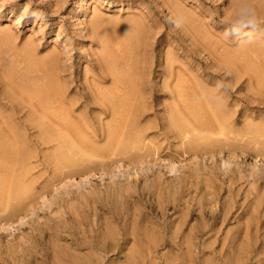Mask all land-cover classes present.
<instances>
[{
    "label": "rangeland",
    "instance_id": "1",
    "mask_svg": "<svg viewBox=\"0 0 264 264\" xmlns=\"http://www.w3.org/2000/svg\"><path fill=\"white\" fill-rule=\"evenodd\" d=\"M177 11L183 29L168 22ZM233 15L226 0H0V165L7 192L30 190L0 202V264H264V35L251 48L224 37ZM104 43L125 86L145 79L121 119L134 148L104 149L117 118L93 95L125 94L89 85ZM54 88L48 123L38 96ZM177 89L211 120L198 138L170 125Z\"/></svg>",
    "mask_w": 264,
    "mask_h": 264
},
{
    "label": "bare ground",
    "instance_id": "2",
    "mask_svg": "<svg viewBox=\"0 0 264 264\" xmlns=\"http://www.w3.org/2000/svg\"><path fill=\"white\" fill-rule=\"evenodd\" d=\"M224 1V0H223ZM228 2V8L231 9L233 12H235V6H236V0H226ZM254 6L257 9V12L259 14V18H261L264 14V0H252ZM219 45V44H217ZM216 45V46H217ZM108 46L107 44H102V48L104 50V53L101 54L96 61V78L93 77L92 82L89 83L90 87H96L99 86L101 84H104L106 82H110V84L112 85V89L115 91H120L125 89V94H121V95H117V93H114L113 91H101L100 94L98 95H93L94 99H97L100 101V103L103 105V107L107 110H112L113 109V118H117L114 125H110V129L109 132L107 134V139L108 141L106 142L105 148L104 149H108L110 148L113 144H116V146L118 147L117 149L119 150H125L127 149V147L130 145V148H134L136 147V143H138L140 141V134L139 132L135 129V122L130 121V123L127 125V123H122V116L123 114H126L125 111H131L133 108V103L129 104V101L133 100H142V97L144 95L143 93V89L142 87L145 84V79L141 78L139 79V83H136V78H134V75L132 77V80L130 79V81L128 82V84L125 86V81L120 78L119 76H117V74H115L114 69H113V64H114V60L113 57L111 56L109 50H108ZM245 46L248 47H253L254 44H245ZM216 51V50H215ZM218 51V49H217ZM237 55H240V59L243 57L244 59H246V52L243 50H239L236 51ZM220 54L224 55L223 57L225 59H228V61H233L232 55H234V53H232V51L223 49L220 51ZM236 61V60H235ZM241 62V60H239ZM135 74V73H134ZM121 76V75H120ZM168 87V85H167ZM102 89V87H101ZM128 89V90H126ZM169 96L172 98V101L169 104V113H168V117L170 120V125L173 126L178 133L180 134V136H182L184 139L185 138H190L189 136H193L194 138H198L197 134L195 135L194 132L196 130H200L203 129V126L210 125V118H205L198 116L196 113H192L189 110H187V108L183 105L180 107V100L182 99V95L179 92V90H174V91H170ZM47 99V100H46ZM49 103H59L61 104V102H63V98L62 95L59 92V89H52L51 94H48V97H41L38 96V106L40 108L43 109V113L41 118L42 119H46L47 122L49 123L50 121V116L47 114V112H45L42 104L46 102ZM200 111H203V108L199 109ZM202 113V112H201ZM130 113L127 114V116H129ZM125 116V117H127ZM187 118H189V120H187ZM216 121L219 120V117H215ZM226 119L223 117L220 122H219V129L221 131V133L225 134L226 132H232V128L229 127L226 124ZM120 122V123H119ZM127 126V127H126ZM125 127V129H127V131H129V133H132L130 135H128L126 140H122L119 139L117 140V138L115 137V134L117 129H121ZM212 129V128H211ZM45 133L48 132L47 129L44 130ZM258 136L260 137H264V129H262V132L260 131H256ZM194 134V135H193ZM81 137H83V134H81ZM56 140L58 138V144H60V140H62L64 138V136H56L55 137ZM251 139H253V136H250ZM84 140V138H82ZM86 139V138H85ZM88 139V138H87ZM82 141V140H81ZM130 141V142H129ZM83 142V141H82ZM130 144H129V143ZM73 146H75V144H73ZM89 146V145H87ZM91 147L94 148L93 145H90ZM97 148V146H96ZM99 149V150H104ZM2 158H1V162L3 161V163H5V160L7 158V153L5 150H2ZM96 151V150H95ZM72 152V151H71ZM101 152V151H100ZM103 153V152H102ZM57 158V156H56ZM81 159V158H80ZM5 164H1L0 165V202H2L4 200L5 204H6V209H7V198L12 197V196H25L27 197L29 194V188L27 186H25L24 184H20L17 183V185L10 190L9 192H7V170L6 167L4 166ZM89 169V168H88ZM99 175L102 176L103 173L99 172ZM22 206L21 205H15V206H11L10 207V212L12 217H16V221L17 219L21 220L22 216H20V211H21ZM15 219V218H14ZM6 225H11V222H6Z\"/></svg>",
    "mask_w": 264,
    "mask_h": 264
},
{
    "label": "clouds",
    "instance_id": "3",
    "mask_svg": "<svg viewBox=\"0 0 264 264\" xmlns=\"http://www.w3.org/2000/svg\"><path fill=\"white\" fill-rule=\"evenodd\" d=\"M175 29H183L190 22L189 16L182 11H177L168 21ZM261 21L252 0H236L235 12L231 22L226 27L223 35L226 38L237 39L244 44H253L264 35L261 30ZM217 93H226L231 89V83L227 79L217 80L215 83Z\"/></svg>",
    "mask_w": 264,
    "mask_h": 264
}]
</instances>
